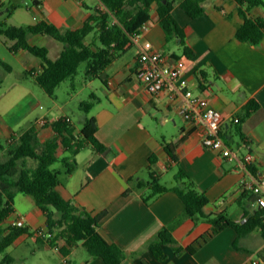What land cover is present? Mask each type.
Segmentation results:
<instances>
[{"label": "crops", "instance_id": "obj_1", "mask_svg": "<svg viewBox=\"0 0 264 264\" xmlns=\"http://www.w3.org/2000/svg\"><path fill=\"white\" fill-rule=\"evenodd\" d=\"M171 1L172 14L184 29L186 44L194 52V57L187 59L183 56L178 42H166L155 6L143 40L151 42L156 50L171 59L186 61L182 80L193 95L206 99L211 107L222 113L221 135L234 157L223 158L220 152L202 145L200 125L186 121L179 112L183 98L172 99L169 92L152 95L146 91L137 79L138 53L133 46L107 68L104 100L99 98L100 102L93 108L92 117L97 121L96 136L107 151L97 154L86 143L75 156L76 171L70 176H62L57 191L66 201L85 208L92 215L106 212L100 232L106 241L126 253L122 264H264L260 257L264 251V238L259 228L239 236L234 228L215 232L208 222L185 220L173 232L180 252L170 245H163L164 257L158 260L147 247L184 211V203L174 191L165 192L149 203L144 202L149 190H137L136 184L129 183V180L137 178L147 182L149 172H154L160 183L172 174L167 184L161 183L172 188L176 185L178 170L182 169L196 189L210 200L205 209L207 214L224 213L239 225L248 215L261 210L256 202L242 199L243 181L248 182L249 176L241 162L247 154H252L254 168L264 173V39L259 45L252 46L236 38L244 19L234 0H206L204 14L196 19L181 8L183 0ZM98 6V0L82 3L77 0H0V21L16 26H33L48 21L62 30H75L83 26ZM251 16L263 18L264 10L254 8ZM29 42L47 47L51 60H56L63 50L62 44L48 36L34 35ZM3 47L19 63L22 75H37L42 71L40 59L26 51L12 53L0 39V49ZM4 59L0 62L12 73L13 65ZM252 99H256L261 107L242 126L246 137L244 142L232 120L243 113ZM39 110L45 111V107L40 105ZM3 117L0 113V139L7 148L0 146V162L7 158L9 147L30 128L36 130L40 143L55 136L50 126V110L39 114L20 130H17L18 121L14 123V120L7 121ZM62 117L69 118L79 132L81 128L76 127L68 115ZM41 118H46L48 124L38 125ZM159 128L163 134H158ZM163 140L175 146L177 162L166 153ZM68 155L63 149L60 157ZM152 157H155L154 163ZM58 169L63 170L62 167ZM129 189L132 192L124 196ZM14 210V215L5 223L23 217L34 235H23L13 245L30 237L38 243L35 232L47 233L45 214L36 205L26 214L15 206ZM41 246L52 250L47 244ZM81 247L72 248L67 258L54 250L59 252L63 262L105 264L100 258H90ZM190 248L193 252L188 251Z\"/></svg>", "mask_w": 264, "mask_h": 264}, {"label": "trees", "instance_id": "obj_2", "mask_svg": "<svg viewBox=\"0 0 264 264\" xmlns=\"http://www.w3.org/2000/svg\"><path fill=\"white\" fill-rule=\"evenodd\" d=\"M101 6L94 9L93 14L79 29L62 30L48 21L33 26H16L0 21V39L12 53L26 51L42 61V71L33 76L35 82L50 97L55 96L56 89L67 79H73L81 64L86 63L85 75L89 80L98 79L107 86V68L117 58L133 48L132 38L140 29L152 21V11L156 7L157 21L165 34L166 42L176 41L182 48L187 59L194 57V52L186 44L184 29L172 14L171 0H98ZM206 0H183L181 8L191 17L199 18L204 14L203 6ZM244 23L238 28L236 38L252 46L259 45L264 39V17H252L254 8L264 10V0H234ZM43 35L53 38L63 46L56 60L49 58V50L45 46L33 45L29 38ZM5 66L3 62H0ZM100 99L91 94L89 100L82 102L80 109L86 115L95 107ZM256 99L250 100L241 115L234 117L232 124L242 141L246 137L242 132L245 121L260 109ZM82 128L76 131L69 118L62 117L50 126L55 136L45 143H40L34 128L25 131L18 141L12 144L5 161L0 162V253L5 254L18 238L23 235H34L25 223L18 226L6 225V221L14 215L17 195L29 196L35 205L46 216V235L36 231L37 242L47 244L52 249H58L64 258L71 254V249L81 245L90 258H100L105 264H122L126 253L114 244H110L100 232L101 221L106 212L92 215L85 208L66 201L57 191L62 183L63 175H72L78 164L75 156L87 143L97 154H104L107 147L97 138V121L95 117L85 116ZM164 148L170 159L177 162L175 146L163 140ZM69 153L60 157L62 150ZM155 157H152L154 163ZM61 164L63 170L53 168ZM252 170L256 169L254 166ZM176 185L168 188L160 183L154 172H149V180L143 182L132 178L129 183H135L137 190L147 188L145 203L161 194L174 191L184 203V211L177 219L164 227L157 236L148 243V249L158 260H162L163 245L174 247L176 252L181 248L173 237V232L185 220L194 223L208 222L215 232L226 228H234L239 236H243L259 228L264 238V208L248 215L242 225L224 213L207 214L205 209L210 200L205 193L198 191L191 178L179 169L175 176ZM132 191L124 193L127 196ZM258 195L243 189L242 199L255 203ZM50 234L52 237L46 236ZM61 242L64 244L61 245ZM189 252H193L190 248ZM264 262V251L260 254ZM14 259L5 255L2 264L13 263ZM62 264H71L65 261Z\"/></svg>", "mask_w": 264, "mask_h": 264}, {"label": "rangeland", "instance_id": "obj_3", "mask_svg": "<svg viewBox=\"0 0 264 264\" xmlns=\"http://www.w3.org/2000/svg\"><path fill=\"white\" fill-rule=\"evenodd\" d=\"M4 58L13 65L14 69L10 73L5 67L0 65V113L7 121L14 120V123L18 121L19 127H17V130L26 128L29 121H33L39 114L48 110L51 111V122L57 120L62 115H68L76 127L82 128L81 122L85 116L92 117L95 110L92 109L86 115L80 109L81 103L88 101L91 94H95L98 98L104 100L105 86L98 79L89 80L86 78V63L80 65L73 79H67L56 89L55 96L52 98L35 83L32 76L28 74L22 75L19 63L11 58L3 47V49H0V59L5 60ZM40 105L45 107V111L39 110ZM61 107H63V110ZM157 130L158 134H163L160 133V131H163L162 129L159 128ZM0 146L3 149L7 148L5 142L1 139ZM5 160L6 158L3 161ZM60 167L59 163L53 166L56 169ZM170 178H172V174L169 175V178L163 179L161 183L167 184ZM15 207L26 214L25 212L28 213L30 209L35 207V203L31 197L21 194L16 199ZM6 225H11L10 220ZM5 255H9L14 259V262L10 264L64 263L59 252H56L54 249L50 251L46 250L31 237L24 242L10 246L5 254L0 253V264H2V258Z\"/></svg>", "mask_w": 264, "mask_h": 264}, {"label": "built area", "instance_id": "obj_4", "mask_svg": "<svg viewBox=\"0 0 264 264\" xmlns=\"http://www.w3.org/2000/svg\"><path fill=\"white\" fill-rule=\"evenodd\" d=\"M77 1L82 3L85 0ZM99 6H101L100 3ZM148 30L149 24H145L140 32L132 38L133 46L137 48L138 53L137 79L152 95L169 92L172 99L178 96L183 98L184 101L179 112L186 121L200 125L202 145L207 149L220 152L223 158L232 159L234 153L221 135L224 124L222 113L211 107L206 99L193 95L187 88L182 80L186 73L184 59H171L168 55L156 50L151 42L143 40ZM48 122L46 118H41L37 124L45 126ZM253 164L252 154H247L241 162L249 176L248 182L243 181V189L258 195L256 204L260 208H264V173L258 170L253 171ZM243 221L245 222L246 218ZM22 223H25L24 218L17 217L10 224L18 226ZM39 235H46V233L40 231ZM46 237H52V235L48 234ZM253 264H258V262Z\"/></svg>", "mask_w": 264, "mask_h": 264}]
</instances>
